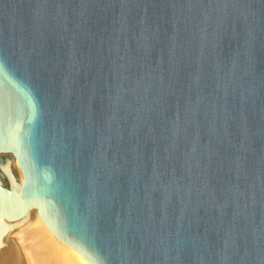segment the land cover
I'll return each mask as SVG.
<instances>
[{"label": "water", "instance_id": "1", "mask_svg": "<svg viewBox=\"0 0 264 264\" xmlns=\"http://www.w3.org/2000/svg\"><path fill=\"white\" fill-rule=\"evenodd\" d=\"M3 155L89 264H264V0H0Z\"/></svg>", "mask_w": 264, "mask_h": 264}, {"label": "bare ground", "instance_id": "2", "mask_svg": "<svg viewBox=\"0 0 264 264\" xmlns=\"http://www.w3.org/2000/svg\"><path fill=\"white\" fill-rule=\"evenodd\" d=\"M23 182L16 159L0 156V185L20 189ZM0 234V264H89L81 252L54 234L36 207L16 220L0 215Z\"/></svg>", "mask_w": 264, "mask_h": 264}, {"label": "rangeland", "instance_id": "3", "mask_svg": "<svg viewBox=\"0 0 264 264\" xmlns=\"http://www.w3.org/2000/svg\"><path fill=\"white\" fill-rule=\"evenodd\" d=\"M6 184V183H5ZM9 185V184H8ZM19 185H21V184H19Z\"/></svg>", "mask_w": 264, "mask_h": 264}]
</instances>
